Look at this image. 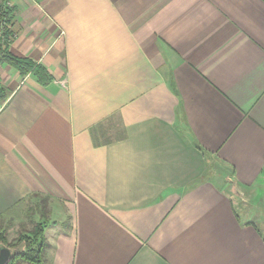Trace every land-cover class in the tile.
Segmentation results:
<instances>
[{
  "label": "crops",
  "instance_id": "crops-1",
  "mask_svg": "<svg viewBox=\"0 0 264 264\" xmlns=\"http://www.w3.org/2000/svg\"><path fill=\"white\" fill-rule=\"evenodd\" d=\"M12 4L50 80L0 64V217L48 198L45 264H264V0Z\"/></svg>",
  "mask_w": 264,
  "mask_h": 264
},
{
  "label": "rangeland",
  "instance_id": "rangeland-1",
  "mask_svg": "<svg viewBox=\"0 0 264 264\" xmlns=\"http://www.w3.org/2000/svg\"><path fill=\"white\" fill-rule=\"evenodd\" d=\"M256 188L259 189V194L250 195V193L255 194ZM236 197L237 209L241 219L243 221L254 222L264 233V180L250 190V192L246 194L243 193V195H236ZM41 214L44 215V220L40 219ZM47 214L48 204L43 210L41 199L31 196L23 200L14 210L1 216L0 234L4 233L10 247L13 245L11 248L7 249V247H4L1 249H7L10 254L16 251L17 246H14V244L17 242L18 238L20 236H28L33 226L41 221L45 223L44 235H48L50 227L47 228L46 226L49 224L51 225V219ZM68 224L69 219L66 218L63 225L66 227ZM58 227L60 228V226Z\"/></svg>",
  "mask_w": 264,
  "mask_h": 264
},
{
  "label": "trees",
  "instance_id": "trees-1",
  "mask_svg": "<svg viewBox=\"0 0 264 264\" xmlns=\"http://www.w3.org/2000/svg\"><path fill=\"white\" fill-rule=\"evenodd\" d=\"M6 63L15 70L19 71L21 75H25L28 72H32L41 83H45L50 80L45 69L39 65H35L32 61L19 58L6 53L4 57L0 59V64ZM3 98V94L0 90V99ZM103 126H98L92 130L93 142L95 145H103L111 141L112 137L106 136V131ZM122 133V131H121ZM123 135V134H122ZM119 137V135L117 136ZM41 199V206L44 210L48 204L47 197H41L39 195H33ZM41 220H44V215L41 214ZM45 223L41 221L33 226L28 236H20L14 246H17L16 251L10 254L7 264H44V251L47 248V244L44 239ZM19 246V247H18ZM7 247L11 248L13 245L7 243L4 233L0 234V249Z\"/></svg>",
  "mask_w": 264,
  "mask_h": 264
},
{
  "label": "built area",
  "instance_id": "built-area-1",
  "mask_svg": "<svg viewBox=\"0 0 264 264\" xmlns=\"http://www.w3.org/2000/svg\"><path fill=\"white\" fill-rule=\"evenodd\" d=\"M13 23L12 0H0V59L7 53L12 38Z\"/></svg>",
  "mask_w": 264,
  "mask_h": 264
},
{
  "label": "water",
  "instance_id": "water-1",
  "mask_svg": "<svg viewBox=\"0 0 264 264\" xmlns=\"http://www.w3.org/2000/svg\"><path fill=\"white\" fill-rule=\"evenodd\" d=\"M10 253L7 249H1L0 250V264H6L9 260Z\"/></svg>",
  "mask_w": 264,
  "mask_h": 264
}]
</instances>
